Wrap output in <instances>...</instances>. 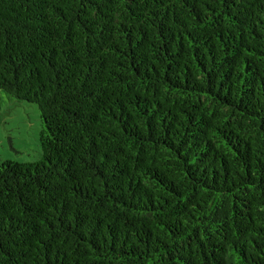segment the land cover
<instances>
[{
  "label": "trees",
  "instance_id": "trees-1",
  "mask_svg": "<svg viewBox=\"0 0 264 264\" xmlns=\"http://www.w3.org/2000/svg\"><path fill=\"white\" fill-rule=\"evenodd\" d=\"M0 90V264H264V0H0Z\"/></svg>",
  "mask_w": 264,
  "mask_h": 264
},
{
  "label": "rangeland",
  "instance_id": "rangeland-1",
  "mask_svg": "<svg viewBox=\"0 0 264 264\" xmlns=\"http://www.w3.org/2000/svg\"><path fill=\"white\" fill-rule=\"evenodd\" d=\"M41 126L38 105L10 100L0 90V163L37 160L41 155Z\"/></svg>",
  "mask_w": 264,
  "mask_h": 264
}]
</instances>
